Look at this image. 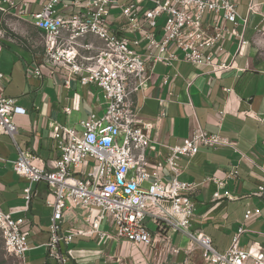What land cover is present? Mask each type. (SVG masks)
Here are the masks:
<instances>
[{"label":"built area","instance_id":"obj_1","mask_svg":"<svg viewBox=\"0 0 264 264\" xmlns=\"http://www.w3.org/2000/svg\"><path fill=\"white\" fill-rule=\"evenodd\" d=\"M239 2L44 0L42 9L29 15L41 33L42 64L66 72L67 87L77 79L81 86L98 88L106 105L101 116L91 112L80 123L81 132L62 124L49 129L50 140L59 153L49 167L30 149L18 150L13 162V172L27 182L23 190L26 211L34 184L45 183L50 191V198L45 200L50 211L49 238L44 244L46 264L69 262L60 250V244L68 245L73 237L61 233L68 202L87 214L90 228L78 232L79 235L95 236L99 241H123L152 250L158 242L169 247L168 232L182 233L190 239L188 252L193 247L199 248L206 264H264V244L241 247L240 237L244 233L241 228L223 253L215 250L209 236L194 231L193 196L203 184L178 179L181 158H193L200 148H233L232 142L197 128L181 144L168 148L159 165L167 177L160 175L158 169L148 172L151 125L141 124L133 103V96L145 89L148 70L155 64L174 66L185 62L195 68L210 67L215 75L233 69V60L228 63L225 60L227 38L231 36L237 41L235 55L243 56L246 48L243 31L248 17L259 14L258 6L249 0L247 18L241 19L237 13ZM8 4L17 18L29 14L27 0ZM112 10H117V15ZM227 23L233 25L232 29L226 27ZM259 31H264V18ZM88 37L96 38L100 45L82 43ZM2 50L0 42V54ZM26 76L42 78L36 64L28 65ZM7 79L0 72V132L14 140L17 126L13 118L20 114L21 108L3 94L2 82ZM163 104L159 101L161 108ZM238 174V169H233L222 178L205 179L213 202L237 199L226 187L238 179ZM257 193L264 197V185L257 186ZM95 212L97 215L92 218ZM259 212L246 210L244 219ZM103 222L108 224L106 230L100 229ZM0 234L5 254L13 257L16 264H27L26 254L30 250L27 220L13 218L0 209ZM168 252L180 253L170 247ZM116 264L122 261L117 259Z\"/></svg>","mask_w":264,"mask_h":264},{"label":"crops","instance_id":"obj_2","mask_svg":"<svg viewBox=\"0 0 264 264\" xmlns=\"http://www.w3.org/2000/svg\"><path fill=\"white\" fill-rule=\"evenodd\" d=\"M8 1L16 0H0L3 46L0 72L8 78L2 82L3 94L14 99L21 112L13 118L17 126L14 140L0 132V209L13 218L27 220L30 249L27 264H46V253L42 250L49 238L50 211L45 200L50 198V191L45 183L34 184L31 204L26 211L23 190L27 182L13 172V162L18 150L30 149L49 167L59 155L50 140L49 129L62 124L81 132L80 123L91 112L101 116L106 105L98 88L81 86L77 79L67 87L64 85L66 72L42 64L40 40L34 41L31 36L41 37V33L29 15L39 12L44 0H27L29 14L20 18L9 8ZM248 3L249 0H240L237 6L241 19L247 18ZM253 3L258 6L259 14L248 17L243 31L244 55H235L237 41L233 37L228 36L225 43V60L227 63L233 60V69L215 75L210 67L195 68L185 62L174 66L158 63L149 68L145 89L133 96L138 120L151 125L148 172L160 170L168 148L181 144L197 128L232 142L233 148H200L193 158L183 157L178 161L180 181L203 184L193 196L196 203L193 230L209 236L220 253L229 247L240 228L244 230L241 247L264 244V197L257 193V186L264 185V31H259L264 18V0H253ZM117 12L112 10L113 15ZM226 27L232 29L233 25L227 23ZM238 30L241 31V27ZM82 43L100 45L93 37ZM30 64L40 68L42 78L26 76ZM162 110L164 115H161ZM233 169H238V179L229 182L226 189L237 199L213 202L205 179L222 178ZM159 174L167 175L163 169ZM254 209H258L259 214L245 220V211ZM96 215L97 212L92 218ZM89 228L87 214L68 202L61 233L73 237L68 245L60 244V250L68 256L69 264H97L99 261L116 264L117 259L122 264H206L203 254L198 257L195 252L197 248L188 252L190 242L185 249L175 245V238L182 237V233L166 234L169 247L180 251L173 255L164 242H158L149 250L123 241H99L95 236L79 235L78 232L84 233ZM106 228L108 224L103 222L100 229ZM1 245L3 250L2 238ZM6 257L15 260L3 253V258Z\"/></svg>","mask_w":264,"mask_h":264},{"label":"rangeland","instance_id":"obj_3","mask_svg":"<svg viewBox=\"0 0 264 264\" xmlns=\"http://www.w3.org/2000/svg\"><path fill=\"white\" fill-rule=\"evenodd\" d=\"M31 36H32V39L34 41H38L41 38L37 34L36 35L35 34L31 35ZM104 228H105V226H104ZM149 228L151 230H153V227H151L150 225H149ZM189 241H190L189 237H187L186 235H183L182 237L175 238L174 243H175L176 246H178V247H180L182 249H185L187 247ZM1 246L2 245H1V238H0V258L2 260L1 264H16V261L13 260V259H10L9 257L3 258V253L5 254V252H4V249L3 250L1 249ZM195 248H197V247H195ZM42 251H44L46 253L45 248H43ZM195 252L198 253V257H200L203 254L202 251L199 248H197ZM26 255H28V253ZM67 264H69V262ZM97 264H103V263L99 261V262H97Z\"/></svg>","mask_w":264,"mask_h":264}]
</instances>
